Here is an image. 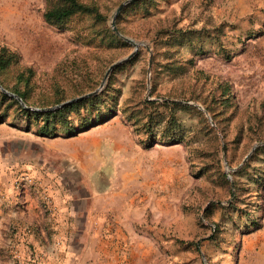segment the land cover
I'll return each mask as SVG.
<instances>
[{
    "label": "rangeland",
    "instance_id": "obj_1",
    "mask_svg": "<svg viewBox=\"0 0 264 264\" xmlns=\"http://www.w3.org/2000/svg\"><path fill=\"white\" fill-rule=\"evenodd\" d=\"M126 1L53 25L50 0H0L5 87L98 91L52 136L0 94V264H264V0Z\"/></svg>",
    "mask_w": 264,
    "mask_h": 264
},
{
    "label": "trees",
    "instance_id": "obj_2",
    "mask_svg": "<svg viewBox=\"0 0 264 264\" xmlns=\"http://www.w3.org/2000/svg\"><path fill=\"white\" fill-rule=\"evenodd\" d=\"M53 4L51 8H49L45 14V19L48 23L53 25H63L66 22H68L71 18L75 17L76 15L80 14H88V15H99L98 8L95 6L86 5L80 2V0H50ZM19 62V56L17 53L10 51L6 47H3L0 51V75L9 70L12 66L16 65ZM0 85L4 86L2 80L0 79ZM4 88L19 97L22 98V100L26 101V96L19 90L18 88L10 89L8 87ZM2 96V101H10L12 104L19 106V109L23 111L26 115L29 116H35L36 118L44 117L45 124L42 126L40 133L44 136H52L55 134V120L56 117L59 115H63L64 112H66L69 109L75 108L79 106L80 104L87 103L90 101H93L94 99H87L82 100L80 103L72 104V105H66L61 107L60 109H56L50 112L46 113H37V112H31L30 110L23 109L18 101H16L14 98L8 96L7 94L0 93ZM147 105H155L156 102H146ZM166 107H179L181 105L179 104H173V103H164L162 104ZM185 108H191V107H185ZM207 110L213 114L212 110L207 107ZM148 125L151 124L150 118L148 117ZM178 128H180L178 122L172 117L167 125V127L164 128L162 139L164 142L171 141L175 142L178 139L175 137V134H177ZM171 130V132H169ZM71 131V126H66L65 129H63L61 132L68 133ZM179 138V137H178ZM162 141V142H163ZM146 146H149V141L145 140L143 141ZM37 262V261H35Z\"/></svg>",
    "mask_w": 264,
    "mask_h": 264
},
{
    "label": "water",
    "instance_id": "obj_3",
    "mask_svg": "<svg viewBox=\"0 0 264 264\" xmlns=\"http://www.w3.org/2000/svg\"><path fill=\"white\" fill-rule=\"evenodd\" d=\"M137 1H139V0H127L125 3H123V4L119 7V9H118V11H117V14H118V13H119V12L125 7V6H127V5H129V4H131V3L137 2ZM114 25H115V23L113 22V26H114ZM114 30L117 32V29H116L115 27H114ZM130 42H131V41H130ZM132 43L134 44L136 50H137V49L140 47V45H141L140 43H135V42H133V41H132ZM135 54H136V53H133V54H131L129 57H127L126 59H123V60H121V61H119V62L113 64V65L109 68V70L107 71L106 76H105V79H107V78L109 77V75L111 74V72H112L114 69H116L118 66H120L121 64L126 63L128 60L132 59V58L135 56ZM151 66H152V59H151V61H150V68H151ZM0 89H1L2 92L6 93V94H8V95L14 97V98L17 99L18 101H20L21 104L23 105V107H24L25 109L30 110V111H38V112H39V111H40V112L53 111V110L59 109V108H61V107H63V106L70 105V104H74V103H76V102H80V101H82V100H84V99H87V98L93 97V96H95V95L98 94V91H96V92H94V93H89V94H86V95H84V96L78 97V98H76V99L70 100V101H68V102H66V103H64V104H62V105H60V106H57V107H55V108H49V109H36V108L28 107V106L24 103V101L22 100L21 97H19V96L16 95V94L10 93V92L7 91L6 89H4L1 85H0Z\"/></svg>",
    "mask_w": 264,
    "mask_h": 264
},
{
    "label": "crops",
    "instance_id": "obj_4",
    "mask_svg": "<svg viewBox=\"0 0 264 264\" xmlns=\"http://www.w3.org/2000/svg\"><path fill=\"white\" fill-rule=\"evenodd\" d=\"M1 153H2V148H1V143H0V154ZM21 169L25 170L28 173L31 172V170L28 169V165H26V164L24 166H22ZM6 170H7V159L0 156V177H1L2 173H4V172L6 173ZM29 177H31V176H29Z\"/></svg>",
    "mask_w": 264,
    "mask_h": 264
}]
</instances>
